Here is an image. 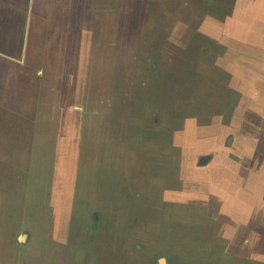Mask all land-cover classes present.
I'll return each mask as SVG.
<instances>
[{"label": "rangeland", "instance_id": "1", "mask_svg": "<svg viewBox=\"0 0 264 264\" xmlns=\"http://www.w3.org/2000/svg\"><path fill=\"white\" fill-rule=\"evenodd\" d=\"M214 14L208 0H0V183L21 182L27 150L46 136L44 261L263 264L264 38L192 33ZM187 109L203 120L173 149L160 130L173 133ZM157 120L167 124L148 127ZM156 141L171 151L149 150ZM232 174L238 193L225 187ZM23 201L12 213L0 200V229L15 238ZM247 245L251 262L228 250Z\"/></svg>", "mask_w": 264, "mask_h": 264}, {"label": "crops", "instance_id": "2", "mask_svg": "<svg viewBox=\"0 0 264 264\" xmlns=\"http://www.w3.org/2000/svg\"><path fill=\"white\" fill-rule=\"evenodd\" d=\"M7 3V2H6ZM8 4V3H7ZM259 6V7H258ZM13 7V6H12ZM12 7L10 6L9 8L12 9ZM3 8L7 9V5L3 6ZM208 8H213V12L216 15L222 16L223 18L228 19L227 22H220V20L222 18H219L218 16H208L210 18H206L204 19V22L200 25L199 29H191L192 31H200L201 29L203 31H206L209 34H215L216 37H219L221 32H225V33H229V29L228 28H233L234 31H236L238 34H241L242 32H247L249 35H259V40H262L264 38V0L263 3H261L260 5L258 4L257 0H208ZM16 7H13V10H15ZM26 13V11L28 12V14L31 12L30 11V7L28 6L27 9L23 10ZM28 21V20H27ZM185 28H189V26H185ZM215 30V31H214ZM242 36H244V33H242ZM214 42V41H213ZM212 42V43H213ZM211 43V44H212ZM217 43V41H216ZM245 46L242 44L241 49H244ZM254 54L256 55V53H259V50H254L253 51ZM3 55V54H1ZM0 57H6V56H0ZM187 64L192 63L193 62H186ZM178 79V78H175ZM172 109H183L181 106H178L174 103V100H172ZM161 109H169V103H164L161 106ZM189 110L188 113H185L187 116H185V118L181 117V114H178L177 117L173 116V121L171 122L173 125L172 130L174 131L173 133L169 132L168 130L163 132L160 130V134L166 135L168 138V143L172 146L173 149H176L177 146H180V142H181V138H177L176 135H178L179 133H181L183 130L186 129V127L190 128H194L195 133L197 130V125H201L200 121L203 120L201 118L195 117L194 113L196 109H187ZM192 117H194V119H191ZM181 120V121H180ZM186 121H190L189 123H185ZM157 124L155 126H148L149 128H153L155 130H159V128L163 127L165 124H167V122L163 123H159L158 120L156 121ZM180 123H183L184 125L188 124L187 126H180ZM145 124V123H144ZM140 124L143 125V127L147 126L146 124ZM191 126H190V125ZM193 124V125H192ZM181 127V128H180ZM180 128V129H179ZM152 129V130H153ZM152 132V131H151ZM178 132V134H177ZM152 134V133H150ZM47 138L46 136L43 135H39V139H40V148H46V143L44 141V139ZM158 138H161V135H159ZM142 141V140H141ZM184 142V145L187 143L186 140H182ZM144 142V141H143ZM145 153H148V151L144 148ZM149 150H151L152 152H158L159 150H164L166 152H170L171 149L166 146L163 143H158L157 141L154 144H151V146H149ZM142 151V150H141ZM189 151V150H187ZM203 151V150H201ZM247 154V153H246ZM154 155V154H153ZM239 157V155H234ZM3 160V159H1ZM45 161V156L40 155L39 158H37L36 155V139L33 142V146H32V152H31V156H30V162H29V172H28V177H27V185L25 188H23V190L18 187H16L13 184V178L12 177H8L6 176L4 179V183H0V200H1V207L3 204H7L6 208L10 211L16 212L18 213L21 209V205H20V200H22L23 198V217L20 218V222L18 223L19 226H23V228L20 229L18 235L15 238V235L8 229V230H3L0 229V259H2V263L0 260V264H69V263H65L64 261H57V258L54 256V260L53 262H46L44 261V257H47L48 255H45L43 253L46 252V241H47V235L46 233H39V231L43 230L45 231V225L47 222L46 218L44 217V209H43V203L42 201H40V196H39V192L43 189L44 186V175H40L39 178H37V172L34 174V172L32 171L31 173V168H34L35 166V162H43ZM233 161H235V159H232L229 162L232 163ZM249 162V161H248ZM210 168V167H209ZM36 169V167H35ZM241 169V167H240ZM248 175V172H246V176ZM234 177L235 181L233 182L231 179ZM237 176H234L233 174L230 176V182L227 183L225 185V187L227 186L228 189L231 188V184L232 187H234V189L236 190V193L239 192V187H237ZM37 178V179H36ZM41 183H40V180ZM37 181L36 185H33V181ZM32 181V184H31ZM223 182V180H222ZM222 182L218 183L217 185H215V187H217V191L221 192L223 191V185ZM261 183V189H263L262 192V196H261V200L260 203L262 204V217L259 218V221L262 224H264V166H263V172H262V179L260 181ZM215 184V182L213 183V185ZM230 184V185H229ZM213 185L209 184L211 190H213ZM224 187V189H225ZM245 187V192H247L246 194L248 195V197H245V201H246V205L250 204L252 206H254V204L257 202V200H254V191L257 189H254L253 186L251 188V186L248 188V181L246 182V184L244 186H241V189ZM238 189V190H237ZM228 191V190H227ZM213 192V191H212ZM225 192V191H224ZM36 193L37 195V201L35 202L33 199V195ZM15 194V197H10L11 200H6L7 195H13ZM19 194H23V197L20 199L18 197ZM249 195H250V200H249ZM196 198V196H195ZM194 198V199H195ZM193 199V200H194ZM232 201H237V195L233 196ZM203 198H200L198 200H195V202L197 204H202L203 203ZM215 197L213 199V201L211 200V197L208 198V200H204V204H206L207 208H209V204L210 202H214ZM17 207L16 210H14V207ZM37 208V211H35V209ZM254 207L252 208V212H253ZM10 213V214H12ZM7 215L6 213H3ZM36 216V217H31V216ZM9 220V221H15L14 217H6L3 218V220ZM253 219V217H252ZM258 221V219H257ZM32 222H36L38 224L39 227H41V229L38 231H36V229H34L33 227L31 228L30 226L32 225ZM11 222H7V221H1V225L3 226H7L8 224H10ZM15 222H12V224ZM250 225V229L255 227L253 220H251L247 226ZM25 232H29V237L27 238V241L24 242L22 241V239H20V237L22 236L23 233ZM253 236V235H252ZM247 244H249L248 238H247ZM240 242H237V245ZM249 245H247V249H246V253H241L239 250H236L235 248H233L234 251L230 249L229 252L231 255H235L236 257H242V258H246L248 259L249 262H251V259L249 260L250 257L254 256V250L251 249L249 250ZM233 252V253H231ZM221 256V254H220ZM262 258V257H259ZM254 263V262H253ZM262 263L264 264V257L262 259Z\"/></svg>", "mask_w": 264, "mask_h": 264}, {"label": "water", "instance_id": "3", "mask_svg": "<svg viewBox=\"0 0 264 264\" xmlns=\"http://www.w3.org/2000/svg\"><path fill=\"white\" fill-rule=\"evenodd\" d=\"M2 59H4V58H0V60L2 61ZM10 63V62H9ZM9 63H6L7 65L9 64ZM31 152H32V150H30V156H31ZM28 153V152H27ZM209 161V159H203L202 161H201V163H207ZM29 162H30V159H29V157H28V160H26V163H27V165L24 163V166H26L25 167V175H22V176H20L19 178H20V181L21 182H18V181H16V184H15V182H14V185L16 186V187H18L19 189L21 188L22 190H23V188H25L26 187V185H27V183H26V181H27V177H28V172H29ZM44 163L43 162H35V166H36V169H35V166H34V168H31V173H32V171L34 172V174L37 172L38 173V169L39 170H41V173H40V175H44V181H45V183H44V188L38 193L39 194V196H40V201H42V203H43V201L45 202V204L43 203V205H44V217L43 218H47V216H48V212H49V208H48V206H49V204H47V202L45 201L46 199L44 198V193H45V185H46V174L45 173H42V168L40 167V166H42ZM38 165H40V166H38ZM31 184H32V181H31ZM37 184V181H33V185H36ZM51 189H53V187L51 188ZM56 191L57 190H54L53 192H50V193H54V194H56ZM58 193V192H57ZM15 197V196H14ZM18 197L21 199L22 197H23V194H19L18 195ZM33 199L35 200V202L37 201V195H36V193L33 195ZM20 202H21V200H20ZM58 208V207H57ZM17 209V207L15 206L14 207V210H16ZM59 213V212H58ZM62 214V213H61ZM31 217H36V216H31ZM56 217L57 218H60V217H62V215H60V213L59 214H56ZM56 221H58L59 222V220H57L56 219ZM41 229V227L39 228V230ZM36 231H38V230H36ZM45 231H43V230H41V231H39L38 233H44ZM29 232H25V233H23L22 234V236L20 237V239H22V241H24V242H26L27 241V238L29 237ZM119 250V249H118Z\"/></svg>", "mask_w": 264, "mask_h": 264}, {"label": "flooded vegetation", "instance_id": "4", "mask_svg": "<svg viewBox=\"0 0 264 264\" xmlns=\"http://www.w3.org/2000/svg\"><path fill=\"white\" fill-rule=\"evenodd\" d=\"M257 2H258V4L260 5L261 3H263V0H257ZM259 7V6H258ZM4 10H6L5 8H4ZM7 14V13H6ZM5 14V15H6ZM6 17V16H5ZM1 19V18H0ZM175 29H177V28H175ZM176 31V30H175ZM192 31V30H191ZM215 31V30H214ZM195 31H192V33H194ZM173 33V32H172ZM191 33V34H192ZM225 33V32H224ZM224 33H222L221 32V35H224ZM207 34V33H206ZM173 35H174V33H173ZM215 35V34H214ZM143 54H140V58H139V60H138V58H136V60H138L139 62H140V60L141 61H144V58H143V56H142ZM114 111H115V109H110V116H112V117H114ZM39 135L40 134H38V136H35V138H34V141H35V139H36V155H37V158H39V156H40V139H39ZM145 154H147V153H145ZM205 159H209L210 160V158L209 157H207V158H205ZM151 168H153V167H151ZM150 168V169H151ZM162 168V167H161ZM150 175H152V174H156V176H160L161 177V173H149Z\"/></svg>", "mask_w": 264, "mask_h": 264}, {"label": "trees", "instance_id": "5", "mask_svg": "<svg viewBox=\"0 0 264 264\" xmlns=\"http://www.w3.org/2000/svg\"><path fill=\"white\" fill-rule=\"evenodd\" d=\"M12 109V108H11ZM0 114L2 115V117L3 118H5V116L4 115H6L7 113L6 112H8V109H0ZM22 133H23V131H21ZM31 135H32V133H30V138H31ZM29 150H32V147H31V149H29ZM29 150H27V152H28V157H29V155H30V153H29ZM1 159V158H0ZM4 162H6V161H4ZM8 163H11V162H8ZM36 167V166H35Z\"/></svg>", "mask_w": 264, "mask_h": 264}, {"label": "bare ground", "instance_id": "6", "mask_svg": "<svg viewBox=\"0 0 264 264\" xmlns=\"http://www.w3.org/2000/svg\"><path fill=\"white\" fill-rule=\"evenodd\" d=\"M33 226H30L31 228L33 227L34 229L38 230L40 227L38 226V224L36 222H32Z\"/></svg>", "mask_w": 264, "mask_h": 264}]
</instances>
